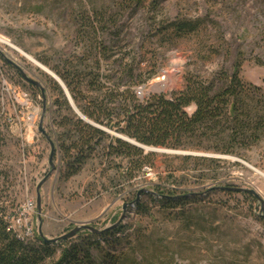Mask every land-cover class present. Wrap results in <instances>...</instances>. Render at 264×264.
I'll return each instance as SVG.
<instances>
[{"label": "rangeland", "instance_id": "rangeland-1", "mask_svg": "<svg viewBox=\"0 0 264 264\" xmlns=\"http://www.w3.org/2000/svg\"><path fill=\"white\" fill-rule=\"evenodd\" d=\"M130 1L0 0V38L9 42L0 43V110L3 98L9 119L4 124L0 116V163L6 171L10 166L0 189L11 224L27 236L39 234L40 228L47 238L82 224L103 232L121 226L99 238L106 254L100 264H264V138L245 152L246 158L239 157L249 165L227 159L221 167L229 175L221 185L247 194L213 192V183L200 181L192 165L182 170L183 162L165 158L166 153H158L156 166L143 170L132 184L96 158L64 177L59 95L46 69L58 75L56 69L86 51L82 35L89 26L83 15L106 12L110 17L101 39L110 44L120 30L126 48L142 60L145 76L156 63L157 74L136 90L141 97L183 89L187 68L206 76L221 68L231 73L237 61L241 78L264 90V0H148L135 8ZM176 20L194 23L196 32L175 34L169 22ZM108 67L115 65L107 62L101 69ZM41 119L55 148L54 168L50 140L39 130ZM169 164L179 168L178 182L168 174ZM156 186L191 194L170 208L152 197ZM135 195L144 209L135 205Z\"/></svg>", "mask_w": 264, "mask_h": 264}, {"label": "trees", "instance_id": "trees-1", "mask_svg": "<svg viewBox=\"0 0 264 264\" xmlns=\"http://www.w3.org/2000/svg\"><path fill=\"white\" fill-rule=\"evenodd\" d=\"M147 1L131 0L128 6L141 7ZM106 17H110L106 12H97L91 17L83 15L84 25L89 26L85 37L81 34L85 39L86 51L56 69L84 116L139 144L168 149L246 158L245 152L262 141L264 90L241 78L239 61L233 64L231 73L221 68L206 76L199 70L187 68L183 75V89L168 94L153 92L141 97L136 90L157 74V65L154 63L145 76L140 67L142 60L137 59L135 51L126 48L127 43L120 38V30L113 35L110 44L105 43L101 36L106 30ZM97 18L102 20L97 21L98 25L95 21ZM116 23L117 20L113 24ZM169 23L179 36L194 33L197 29L194 23L185 20ZM107 62L115 67L102 70V65ZM54 85L59 95V146L62 161L66 163L64 177L78 173L87 160L95 158L108 164V169L115 170V174L122 175L129 184L146 167L156 166L158 153L145 152L143 148L74 115L62 87L56 81ZM63 108L66 113L61 111ZM163 156L182 161L180 169L185 171L192 165V169L198 171L200 181L213 183L210 188L213 192L220 189L229 193L234 190L249 193L221 185V180L229 176L221 168L229 163L227 159L188 154ZM235 164L240 165L238 162ZM166 170L178 182L174 174L179 168L169 164ZM7 173L0 163V178ZM155 189L152 197L170 208L180 205L178 202L191 194L176 187L168 189L156 186ZM3 192L0 189V264H100V261H106V254L102 251L99 238L122 228L116 226L98 234L86 230L83 235L77 233L75 238L57 242H47L35 231L27 236L11 224ZM135 200V205L144 209L137 195ZM259 217L263 218L261 215ZM94 251L98 252L97 256Z\"/></svg>", "mask_w": 264, "mask_h": 264}, {"label": "water", "instance_id": "water-1", "mask_svg": "<svg viewBox=\"0 0 264 264\" xmlns=\"http://www.w3.org/2000/svg\"><path fill=\"white\" fill-rule=\"evenodd\" d=\"M23 54L25 56H27L28 58H30L31 60L36 61L33 57H30L29 55L25 54L24 52H23ZM37 63H39V62H37ZM41 67H43V66L41 65ZM46 72H48L55 79V81L59 84V86L62 87V90L64 91V94H65L67 100L69 101L72 110L74 111V113L77 116H80L83 120H85L87 123H89V124H91L93 126L95 125L96 127H99L102 130L107 131L108 133L110 132L113 135L117 136L118 138H120V139H122L124 141L126 140L129 143H131L133 145H136L139 148L140 147L143 148L145 152H153V153L156 152V153H166V154L175 153V154H180V155L188 154V155H194V156H200L201 155V156H208V157H214V158L219 157V158L228 159V160L233 159V160H235L237 162H240L242 164L249 165L247 162L245 163L239 157L234 156V155L228 156V155H222V154H216V153L215 154L208 153V152H204V151L197 152V151L186 150V149L185 150L173 149V148L168 149V148L158 147V146H155V147L154 146H149V145H145V144H141V143L139 144L135 140L129 138L126 135L124 136V135H122V134H120L118 132L112 131L110 129L108 130V129L100 126L99 124L91 121L87 116H84L82 114V112L80 110H78V108L76 107L75 102L73 101V99H72V97L70 95V92H69L67 86H65L64 82H62V80L60 79V77L58 75H56L54 72L50 71L49 69H47ZM24 77H26L30 82H34V83L37 84V82H35L33 79L31 80L29 77H27L25 75H24ZM39 130L47 137L48 140H50V145H51L52 148H51V152H50V156H49V162L51 164V167L54 168V164L52 162V158L54 156L55 148L53 147V143H52L51 139L48 137L47 133L43 130V127H42V119H41V121L39 123ZM39 187H40V185H38V187L36 189V193H37L36 208L38 209V212L41 211V208H40L41 193H39ZM236 189L239 190V191H244L241 188H236ZM143 191H148V190L144 189ZM252 192L255 194L254 191H252ZM82 228L88 229V230H90L91 232H93L95 234H98V233H101V232L104 231V230L95 229L93 226L88 225V224H82V225L77 226L74 229L70 230L66 234H63V235L57 236V237H53V238H47V237H45L42 234V232H41V230L39 228V235L41 237L45 238V240L47 242H53V241L54 242H57L59 240H65V239H68V238H72L73 236H75L77 234L78 231L82 230Z\"/></svg>", "mask_w": 264, "mask_h": 264}, {"label": "built area", "instance_id": "built-area-1", "mask_svg": "<svg viewBox=\"0 0 264 264\" xmlns=\"http://www.w3.org/2000/svg\"><path fill=\"white\" fill-rule=\"evenodd\" d=\"M3 88H5V87H3ZM4 90H9V89H7V88H5ZM3 96L5 95V92H3V94H2ZM22 95H24V98H26V99H28L27 97L29 96L27 93H25V92H23V94ZM1 104H3V105H1V110H0V116H2L3 117V122H4V124L5 123H7L8 121H9V119H7L4 115H7V113H6V109H5V106H4V99L2 98V100H1ZM7 120V121H6ZM31 121H32V125H34V120L31 118L30 119ZM9 123V122H8ZM3 124V125H4ZM146 169H148V167H146ZM10 171V166L7 164V172H9ZM28 204V205H27ZM26 204V206H28V208H30L29 206H30V204H31V202L29 201L28 203Z\"/></svg>", "mask_w": 264, "mask_h": 264}, {"label": "bare ground", "instance_id": "bare-ground-1", "mask_svg": "<svg viewBox=\"0 0 264 264\" xmlns=\"http://www.w3.org/2000/svg\"><path fill=\"white\" fill-rule=\"evenodd\" d=\"M1 42L9 43V42H8L6 39H4L3 37L0 38V43H1ZM45 69H46V68H45ZM47 69H48V68H47ZM47 69H46V70H47Z\"/></svg>", "mask_w": 264, "mask_h": 264}]
</instances>
